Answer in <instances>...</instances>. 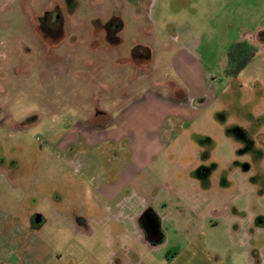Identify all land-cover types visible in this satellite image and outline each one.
Segmentation results:
<instances>
[{
  "label": "rangeland",
  "instance_id": "374dc122",
  "mask_svg": "<svg viewBox=\"0 0 264 264\" xmlns=\"http://www.w3.org/2000/svg\"><path fill=\"white\" fill-rule=\"evenodd\" d=\"M52 1L0 0V264H246L264 93L225 69L236 43L258 50L264 0H72V35L50 41ZM147 184L178 200L157 203L169 245L124 248Z\"/></svg>",
  "mask_w": 264,
  "mask_h": 264
},
{
  "label": "crops",
  "instance_id": "0c3cea01",
  "mask_svg": "<svg viewBox=\"0 0 264 264\" xmlns=\"http://www.w3.org/2000/svg\"><path fill=\"white\" fill-rule=\"evenodd\" d=\"M263 30L264 29H260L256 33L263 31ZM255 34L253 33V34H248V35L251 36L252 41H253L252 43L257 44L258 50L256 53V57L251 62V64L235 80L239 79L245 84H251V85L252 84H258L261 86L262 92L264 93V46H261L256 42V40L254 39ZM183 90H185V89H183ZM148 187H149V184L146 185V188L144 187L142 190L139 189L137 191V195H134V196H137L136 198H137V200H139V206L141 208V210L138 211L137 215L132 216V220H133V224H134L133 233L134 234L137 233V236H136V238H135V236L130 237L131 234L129 233V231L127 229L123 228L124 232L121 234V236L123 237L122 238V243H123L122 247H124V248L131 247L130 242L133 243L132 247L140 244L145 248H150L153 250H160L161 248H163V246L169 245L170 237L168 236V233L166 232V230L163 226L165 217L160 215V212L158 209H159V207L163 208V209L164 208L168 209L170 206L172 207L173 201L178 202V200L172 198L171 195H169V196L165 195V198L156 197L155 199L154 198L148 199L146 197L148 194H150V193H147L149 191ZM162 188L164 189V186H162ZM163 191H165V190H163ZM166 197H169V199ZM157 203L159 204V207H158ZM175 204H177V203H175ZM147 212H155L158 215V217L160 218L159 230L163 233V240H162V242H160L158 244L148 241L145 238V236L141 230V227L139 225L140 217ZM260 226H264L263 221H261ZM259 231H260L259 229H256L254 231L253 235H251L252 238H255V241H258L257 236L259 234L258 233ZM197 247H198V245H197ZM263 250H264V242L260 244L259 249H256V251H254V253H250L249 257H247L246 264H264V260H263V256H262ZM149 262H150V264H159V263H153L152 261H149ZM120 264H130L129 258L126 257V260H122V262ZM134 264H149V263H145L144 260L138 259V260H136V262Z\"/></svg>",
  "mask_w": 264,
  "mask_h": 264
},
{
  "label": "flooded vegetation",
  "instance_id": "af4514ba",
  "mask_svg": "<svg viewBox=\"0 0 264 264\" xmlns=\"http://www.w3.org/2000/svg\"><path fill=\"white\" fill-rule=\"evenodd\" d=\"M64 7H63V6ZM73 2L72 0H63L60 1H52L51 5L42 12L40 16H36L35 21L37 23V27L35 30L39 31L41 37H45L47 40H61L66 38L68 35H72V33L67 32V26L70 24L66 17L64 16L65 13L61 10L70 8L72 10ZM70 14V13H69ZM108 25H115L118 22V18L116 16H111ZM115 30H108V35H113ZM140 47V46H136ZM132 59L138 60V62H146L150 59V55L142 53L139 50L137 53L132 52ZM151 219H154L156 224L158 225L157 229L154 230L150 225L149 222ZM139 225L141 230L145 236V238L152 242V243H160L163 240V233L159 230L160 226V218L155 212H147L140 217Z\"/></svg>",
  "mask_w": 264,
  "mask_h": 264
},
{
  "label": "trees",
  "instance_id": "16d2710c",
  "mask_svg": "<svg viewBox=\"0 0 264 264\" xmlns=\"http://www.w3.org/2000/svg\"><path fill=\"white\" fill-rule=\"evenodd\" d=\"M254 39L259 45L264 46V30L256 33ZM141 49V46L136 47L133 53H137ZM256 53L257 50L246 42H239L233 45L227 53L225 76L227 78L237 79L254 60Z\"/></svg>",
  "mask_w": 264,
  "mask_h": 264
},
{
  "label": "water",
  "instance_id": "95a60500",
  "mask_svg": "<svg viewBox=\"0 0 264 264\" xmlns=\"http://www.w3.org/2000/svg\"><path fill=\"white\" fill-rule=\"evenodd\" d=\"M149 225L154 229L156 230L158 225L156 224V222L154 221V219H151L150 222H149Z\"/></svg>",
  "mask_w": 264,
  "mask_h": 264
}]
</instances>
